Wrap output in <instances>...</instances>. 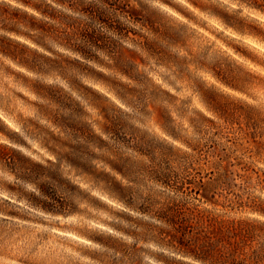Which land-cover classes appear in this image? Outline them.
Segmentation results:
<instances>
[{
  "label": "clouds",
  "instance_id": "9594fccd",
  "mask_svg": "<svg viewBox=\"0 0 264 264\" xmlns=\"http://www.w3.org/2000/svg\"><path fill=\"white\" fill-rule=\"evenodd\" d=\"M0 264H264V0H0Z\"/></svg>",
  "mask_w": 264,
  "mask_h": 264
},
{
  "label": "rangeland",
  "instance_id": "374dc122",
  "mask_svg": "<svg viewBox=\"0 0 264 264\" xmlns=\"http://www.w3.org/2000/svg\"><path fill=\"white\" fill-rule=\"evenodd\" d=\"M95 87H100V85L99 84H97V85H95ZM22 107V109L24 110V111H28V108H27V106H21ZM5 120L7 119V117H3ZM8 123L9 124H11V121H8Z\"/></svg>",
  "mask_w": 264,
  "mask_h": 264
},
{
  "label": "trees",
  "instance_id": "16d2710c",
  "mask_svg": "<svg viewBox=\"0 0 264 264\" xmlns=\"http://www.w3.org/2000/svg\"><path fill=\"white\" fill-rule=\"evenodd\" d=\"M216 231L218 232L219 230L217 229Z\"/></svg>",
  "mask_w": 264,
  "mask_h": 264
}]
</instances>
